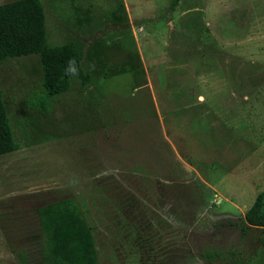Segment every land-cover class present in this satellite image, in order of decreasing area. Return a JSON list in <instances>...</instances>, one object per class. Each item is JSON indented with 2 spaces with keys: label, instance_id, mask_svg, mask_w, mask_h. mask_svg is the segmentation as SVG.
<instances>
[{
  "label": "rangeland",
  "instance_id": "1",
  "mask_svg": "<svg viewBox=\"0 0 264 264\" xmlns=\"http://www.w3.org/2000/svg\"><path fill=\"white\" fill-rule=\"evenodd\" d=\"M41 1L91 83L32 108L38 55L0 64L21 145L0 156V264H41L36 210L67 198L99 264H264L238 226L264 190V0Z\"/></svg>",
  "mask_w": 264,
  "mask_h": 264
},
{
  "label": "trees",
  "instance_id": "2",
  "mask_svg": "<svg viewBox=\"0 0 264 264\" xmlns=\"http://www.w3.org/2000/svg\"><path fill=\"white\" fill-rule=\"evenodd\" d=\"M177 3L178 0H172L169 9L172 11ZM45 23L46 13L41 0H13L0 4V64L10 58L38 55L42 73V99L41 104L31 106L38 109L48 105L50 98L68 90L72 77H66L63 68L71 58H75L81 66L77 77L82 86L91 83V77L84 71L82 57L75 45L49 44ZM181 96L187 104L191 103L192 96L187 90L181 91L177 100ZM20 146L14 136L0 88V156L10 154ZM36 214L43 237L41 264H99L93 230L75 199L67 198L46 204L39 207ZM238 226L242 234L247 228L259 230V241L264 244V190L256 195L244 211ZM222 254L208 252L204 257L211 260ZM22 264H28L26 258H22Z\"/></svg>",
  "mask_w": 264,
  "mask_h": 264
},
{
  "label": "clouds",
  "instance_id": "3",
  "mask_svg": "<svg viewBox=\"0 0 264 264\" xmlns=\"http://www.w3.org/2000/svg\"><path fill=\"white\" fill-rule=\"evenodd\" d=\"M89 69L94 71L95 65L90 64ZM81 66L78 64L75 58H71L66 62V65L63 68V73L66 77H77L80 74Z\"/></svg>",
  "mask_w": 264,
  "mask_h": 264
},
{
  "label": "flooded vegetation",
  "instance_id": "4",
  "mask_svg": "<svg viewBox=\"0 0 264 264\" xmlns=\"http://www.w3.org/2000/svg\"><path fill=\"white\" fill-rule=\"evenodd\" d=\"M44 206V205H43ZM37 211V210H36Z\"/></svg>",
  "mask_w": 264,
  "mask_h": 264
}]
</instances>
